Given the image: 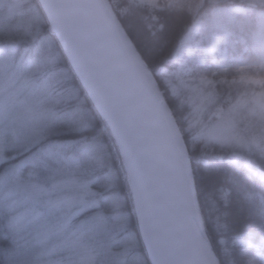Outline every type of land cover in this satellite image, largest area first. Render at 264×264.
I'll return each instance as SVG.
<instances>
[{"label":"trees","instance_id":"obj_1","mask_svg":"<svg viewBox=\"0 0 264 264\" xmlns=\"http://www.w3.org/2000/svg\"><path fill=\"white\" fill-rule=\"evenodd\" d=\"M19 2L26 13L12 18L13 29H1L0 46H16V62L26 54L28 62L46 70L58 119L42 140L0 163V174L9 164L27 159L22 175L46 182L57 170H69L76 159L78 174L88 180L98 202L79 211L70 222L71 229L101 216L108 229L101 235L108 244L109 264H115L116 253L125 251L140 254L144 264H154L118 138L85 85L43 0ZM108 2L181 133L204 238L217 263L264 264V112L252 107L251 101L238 105L264 95V83L241 81L242 73L264 77L263 45L251 34L264 14V0H161L156 8L137 0ZM201 75H213L216 83L191 80ZM198 106L206 108L203 119L208 122L217 120L215 109L223 107L240 140L230 143L198 137L190 122ZM12 215L0 203V264H27L23 251L19 253ZM130 233L136 239L134 248L120 241Z\"/></svg>","mask_w":264,"mask_h":264},{"label":"water","instance_id":"obj_2","mask_svg":"<svg viewBox=\"0 0 264 264\" xmlns=\"http://www.w3.org/2000/svg\"><path fill=\"white\" fill-rule=\"evenodd\" d=\"M43 2L125 153L153 230L154 264H218L180 131L108 0Z\"/></svg>","mask_w":264,"mask_h":264},{"label":"rangeland","instance_id":"obj_3","mask_svg":"<svg viewBox=\"0 0 264 264\" xmlns=\"http://www.w3.org/2000/svg\"><path fill=\"white\" fill-rule=\"evenodd\" d=\"M19 1L5 3L0 0V8L3 2L6 4L0 14V31L13 29L12 18L26 13V10L19 8ZM137 1L151 8L161 5V0ZM23 26L29 27L30 24ZM251 34L255 41L257 39L263 45L264 55V14L258 18V27ZM16 48L12 44L0 46V163L16 156L21 152L20 149H28L42 140L58 119L52 108L54 103L49 91L48 73L33 62H28L26 54L16 62ZM195 79L205 84L216 83L213 75L191 77V80ZM241 81L261 85L264 77H251L242 73ZM247 101L253 102L252 107L264 112V95H254L238 105L243 107ZM222 109L221 106L215 109L218 119L208 122L203 119L206 108L197 107L190 122L198 130V137H213L230 143L240 140L227 117L229 112L225 115ZM72 160L69 170H57L46 182L22 175L21 168L27 159L9 164L0 174V203L13 211L12 227L19 242V253L23 251L27 264L110 263L108 244L103 242V233L108 230L103 217L95 215L90 221L79 222L71 229L70 222L79 211L95 206L98 202V195L90 188L88 180L78 174L76 159ZM134 187L140 215L143 217L140 199ZM101 231H104L102 235ZM135 240L133 233L120 238L126 248H134ZM147 247L151 257H154L150 243ZM115 260V264H144L140 254L130 255L128 251L116 253Z\"/></svg>","mask_w":264,"mask_h":264},{"label":"bare ground","instance_id":"obj_4","mask_svg":"<svg viewBox=\"0 0 264 264\" xmlns=\"http://www.w3.org/2000/svg\"><path fill=\"white\" fill-rule=\"evenodd\" d=\"M50 14V13H49ZM145 206L142 204V209L144 210H142V213H143V220H145V222H146V224L145 225H143V223H142V216L140 215V222H141V225L142 226H144V230H145V233H146V235H147V237H148V240H149V243H150V245L152 244L153 245V230H152V227L150 226V224H148V216H147V214H146V211H145ZM152 253L154 254V256H155V250H154V248L152 249Z\"/></svg>","mask_w":264,"mask_h":264}]
</instances>
